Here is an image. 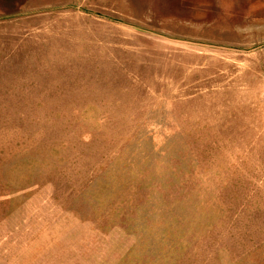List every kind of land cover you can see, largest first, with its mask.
<instances>
[{
	"label": "rangeland",
	"instance_id": "374dc122",
	"mask_svg": "<svg viewBox=\"0 0 264 264\" xmlns=\"http://www.w3.org/2000/svg\"><path fill=\"white\" fill-rule=\"evenodd\" d=\"M0 264H264V0H0Z\"/></svg>",
	"mask_w": 264,
	"mask_h": 264
}]
</instances>
